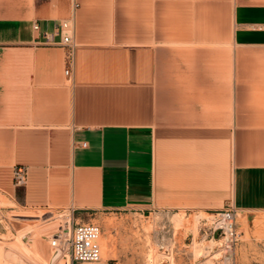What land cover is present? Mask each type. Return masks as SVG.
<instances>
[{"label":"crops","instance_id":"crops-1","mask_svg":"<svg viewBox=\"0 0 264 264\" xmlns=\"http://www.w3.org/2000/svg\"><path fill=\"white\" fill-rule=\"evenodd\" d=\"M72 16L66 76L41 41ZM0 191L75 223L264 210V0H0Z\"/></svg>","mask_w":264,"mask_h":264},{"label":"rangeland","instance_id":"rangeland-1","mask_svg":"<svg viewBox=\"0 0 264 264\" xmlns=\"http://www.w3.org/2000/svg\"><path fill=\"white\" fill-rule=\"evenodd\" d=\"M151 212L149 218L109 216L102 223L93 221L102 228L101 259L74 264H264V210L237 212L238 241L229 249L201 235V218L207 212ZM67 218L56 209L26 208L0 191V264H65L67 259L50 241ZM161 245L172 249L170 258Z\"/></svg>","mask_w":264,"mask_h":264},{"label":"built area","instance_id":"built-area-1","mask_svg":"<svg viewBox=\"0 0 264 264\" xmlns=\"http://www.w3.org/2000/svg\"><path fill=\"white\" fill-rule=\"evenodd\" d=\"M73 16L59 21L54 25L52 31L42 33V43L50 46H61L64 48L65 69L64 74L70 76L74 63V52L76 42L72 34ZM33 28L38 29V24L34 23ZM85 145V144H83ZM27 169L25 166L17 165L13 170V184L16 188L24 187L26 183ZM237 209L232 205H227L222 209L207 212V216L201 218L199 230L204 238H212L222 242L225 248L229 249L238 241L235 218ZM59 226L58 231L52 236L50 245L58 247V254L66 258L65 264L97 262L101 259L100 236L102 228L94 222L75 223L71 215ZM163 226L161 230H164ZM168 232V231H167ZM163 254L166 258L172 255V249L166 245L163 247ZM233 264V263H230Z\"/></svg>","mask_w":264,"mask_h":264},{"label":"bare ground","instance_id":"bare-ground-1","mask_svg":"<svg viewBox=\"0 0 264 264\" xmlns=\"http://www.w3.org/2000/svg\"><path fill=\"white\" fill-rule=\"evenodd\" d=\"M212 245V244H211ZM202 254V253H201ZM59 255V254H58ZM106 256V255H105ZM104 253L102 252V258L105 259ZM216 257V256H215ZM218 257V256H217Z\"/></svg>","mask_w":264,"mask_h":264}]
</instances>
